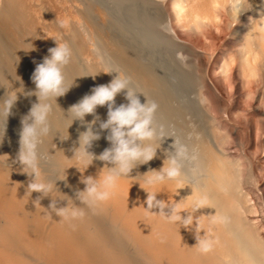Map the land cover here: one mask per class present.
<instances>
[{
    "label": "bare ground",
    "instance_id": "1",
    "mask_svg": "<svg viewBox=\"0 0 264 264\" xmlns=\"http://www.w3.org/2000/svg\"><path fill=\"white\" fill-rule=\"evenodd\" d=\"M54 3L0 0V101L22 91L20 81L24 92L35 89L32 73L56 46L46 35L62 30L72 51L66 83L76 78L57 98L59 106L53 102L52 130L39 163L49 180L66 174V182L57 180L56 186L86 215L73 221L50 216V196L40 204V193L28 196L31 178L15 161L21 120L37 98L17 92L7 118L0 114V264H264V0ZM188 29L207 36L195 42ZM107 69L129 78L144 94L136 93L141 103L147 98L158 104L155 127L195 150V161H182L180 182L157 186V199L186 208L181 215H192L191 226L169 223L158 208L147 215L146 193L136 182L142 184L144 173L159 170L173 155V137L162 138L156 157L121 178L108 201L87 209L76 198L85 187L81 175L95 178L105 162L94 159L83 173L67 168L81 167L73 149L94 117L68 127L71 113L65 118L63 110L117 75ZM124 91L114 107L128 103ZM107 112L98 106L99 120L92 124L100 138L88 151L97 156L111 146L108 130L99 128ZM202 198L205 206L193 213ZM64 206L67 201L57 199V207ZM196 239L211 241V250L201 252Z\"/></svg>",
    "mask_w": 264,
    "mask_h": 264
},
{
    "label": "clouds",
    "instance_id": "2",
    "mask_svg": "<svg viewBox=\"0 0 264 264\" xmlns=\"http://www.w3.org/2000/svg\"><path fill=\"white\" fill-rule=\"evenodd\" d=\"M59 26L64 28L67 25L65 21H59ZM29 49H33V46ZM48 52L49 55L45 56L43 61L36 65L32 73L31 80L35 85L34 90L24 92L20 77L18 80L22 85V91L17 92H22L25 96L35 95L37 100L21 120L19 151L15 162L22 166L20 171L31 178L26 188L28 196L33 191L40 193L41 196L35 200L38 204H40V199L45 196L52 198L48 208L45 209L50 210L47 212L48 215L55 212L67 221L83 220L86 215L85 207L75 206L72 199L60 192L56 186L57 180L66 182V174L62 178L49 180L40 168L39 162L43 158L40 147L52 130L50 116L53 112V102L59 106L57 98L64 96L69 91L76 78L74 77L71 83H66L65 69L72 58V51L67 43L58 44L56 42V46L49 48ZM103 72L109 74L115 72L117 75L108 84L94 87L91 94L85 95L78 103L71 105L66 112L63 110L65 118H68L67 114L69 112L71 113L68 127L76 120L83 124L85 122L84 118L88 114L94 117L93 121L88 123L86 130L80 132L79 147L73 149V156L76 157L81 167L71 165L67 168L75 166L79 172L83 173L94 159L105 162V166L99 170L95 178L91 175H81L80 180L85 187L83 190L76 191V198L87 209H93L108 201L118 187L121 178L132 177L130 172L133 168L146 164L156 157V150L160 147L162 138L173 137L171 146L174 149L171 152L173 155H167L159 170L150 169L144 173L142 184L140 181L136 182L146 193L144 203L147 206L144 208L147 215L157 213L153 212L152 209L158 208L160 210L158 213L169 223H180L181 226L186 228L191 226L193 223L192 215H181L182 211H187L186 208L177 206L176 202L157 199V194L161 192L157 186H163L167 181L180 182L182 161H195L197 159L195 150L190 151L188 145L181 142L179 138L172 135L165 136L162 126L159 129L154 126V116L158 104L155 101L149 102L146 97V102L141 103L136 93L142 92L135 91L130 86L129 78L111 69ZM95 74L90 75L95 78ZM123 90H126L124 95L128 103H122L114 107L115 97ZM17 92L6 96L3 101H0V114L3 115L4 120L17 100ZM98 106H107L108 108L107 119L100 122L99 128L108 130V135L105 138L111 146L97 156L88 149L93 141L100 138L99 132H94L92 129V124L99 120V116L96 115ZM67 137L68 135L65 137L60 136V139L64 140ZM157 139H159V144L154 146L152 142ZM0 140H2V134H0ZM109 164L111 167L108 166ZM54 190L61 195L53 198L51 194ZM57 199L66 200L67 206L57 207ZM69 200L72 202L71 206H69ZM169 203H172L171 208H169ZM204 206L203 198L197 200L193 213ZM165 209H168V211L165 212ZM196 244L199 245L200 251L205 253L210 251L212 247L211 241L207 239L197 240Z\"/></svg>",
    "mask_w": 264,
    "mask_h": 264
},
{
    "label": "rangeland",
    "instance_id": "3",
    "mask_svg": "<svg viewBox=\"0 0 264 264\" xmlns=\"http://www.w3.org/2000/svg\"><path fill=\"white\" fill-rule=\"evenodd\" d=\"M54 1L55 0H52V3L53 4H55V3H57V2H55L54 3ZM47 23H50L51 24V21L49 20ZM51 30H49V33H51L50 32ZM53 31H55V34H54V32ZM52 32H53V34L51 33V34H49V35H46V38L48 39V38H50V40H55L58 44L59 43H64V38H63V31L62 30H53ZM188 31V37L190 36V38H192V40H194L195 42H199V38H203V37H205V36H207L206 35V32L205 31H203L204 33H202V32H200V31H195V30H193V29H188L187 30ZM201 33H202V35H201ZM48 34V33H47ZM194 34V35H193ZM198 34V35H197ZM192 35L194 36V37H192ZM53 36V37H52ZM58 37H60V38H58ZM90 45H92V41L90 40ZM253 183V182H252ZM252 183L250 184V185H252ZM253 187H255V185L253 186ZM253 189H256V188H253Z\"/></svg>",
    "mask_w": 264,
    "mask_h": 264
}]
</instances>
